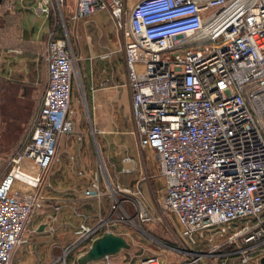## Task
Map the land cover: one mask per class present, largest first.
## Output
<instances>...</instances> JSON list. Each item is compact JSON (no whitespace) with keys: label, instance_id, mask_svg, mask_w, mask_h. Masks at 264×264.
I'll list each match as a JSON object with an SVG mask.
<instances>
[{"label":"built area","instance_id":"built-area-1","mask_svg":"<svg viewBox=\"0 0 264 264\" xmlns=\"http://www.w3.org/2000/svg\"><path fill=\"white\" fill-rule=\"evenodd\" d=\"M65 2L3 0L2 6L10 15L30 9L48 19L56 7L63 13ZM96 12H109L123 32L132 121L140 148L155 155L161 214L176 218L192 249L226 250L221 255L238 264H262L264 0H139L130 10L127 0H77L71 18ZM42 59L48 84L31 136L0 182V264H12L27 243L43 207L45 174L62 138L75 131V57L55 28ZM15 173L27 177L20 187ZM83 196L104 194L96 182ZM137 220L161 222L148 213L129 215L114 198L102 223L81 224L77 246L110 225ZM136 264L162 261L154 256Z\"/></svg>","mask_w":264,"mask_h":264},{"label":"rangeland","instance_id":"rangeland-1","mask_svg":"<svg viewBox=\"0 0 264 264\" xmlns=\"http://www.w3.org/2000/svg\"><path fill=\"white\" fill-rule=\"evenodd\" d=\"M4 6L0 5V182L10 173L14 156L24 148L31 136L32 120L40 109L46 88L43 79L39 83L37 81L43 78L46 71L42 52L49 34L55 28L61 38H67L68 47L75 57L72 110L76 114L72 117L77 118V121H74L76 137L72 138L78 142L79 151H83V137L79 135V127L88 129L99 172V180H89L87 177L85 183L92 186L99 181L104 196L112 201L115 198L123 202L125 211L127 208L131 216L140 212L161 218L160 223L137 220L133 224L110 225L108 233L120 232V235H114L123 238L128 247L126 253L115 260L122 264H136L156 256L162 264L241 262L235 261L233 256L223 260L207 257L206 260L203 259L206 254H193L192 250L196 248L192 249L182 241L176 218L163 216L158 208L157 199L162 183L155 169V155L150 150L140 148L128 106L122 108L121 117L114 122L111 119L112 111H94L90 107L88 88H100L101 80L98 78L102 74L105 76L106 73L114 72L125 77L124 84L128 88V76L123 66L124 36L112 15L109 12H96L88 18L73 20L72 14L69 16L67 12L61 13L56 7L51 18L47 19L35 14L33 10L23 11L20 4L21 10L10 15L5 12ZM94 122L98 126L89 130ZM61 149L45 174L41 188L43 207L33 222L34 227L45 219L47 211H54L55 167L60 164L57 161L60 158L65 160L66 156ZM75 158L73 164H78V156ZM79 158L82 159L81 156ZM63 178L60 177L64 186ZM139 206L142 209L136 212L135 208ZM67 255V264H71L73 254L69 252Z\"/></svg>","mask_w":264,"mask_h":264},{"label":"crops","instance_id":"crops-1","mask_svg":"<svg viewBox=\"0 0 264 264\" xmlns=\"http://www.w3.org/2000/svg\"><path fill=\"white\" fill-rule=\"evenodd\" d=\"M138 1L139 0H127L128 9H132ZM76 4L77 0H66L63 12H67L70 16L76 9ZM56 35L60 37L57 32ZM123 66L124 69H126L125 60ZM40 80L44 82L47 88V66L43 78L37 79L38 83ZM98 80H101L100 88H88V102L92 110L112 111L111 119L114 122V120H119L121 117L122 108L128 106L130 116L132 117L131 95L129 89L125 87V77H120L119 74L111 72L106 73L105 76L102 74ZM75 114L76 112L73 110V115ZM72 118L73 121H77V118L74 116ZM97 126V122H94L93 125H91L92 129L89 130H93V128ZM79 129V135L83 137V151H79L78 142L75 141V138H72L74 136L76 137V135H74L75 132L72 135L63 137L60 142L58 153L62 150L61 148H63L62 153H65L66 156L65 160L60 158V160L57 161L60 163L59 166L55 167L56 178L53 181L54 211L53 213L47 211V215L43 221L39 222L36 227L31 226L27 234V243L18 250L12 264H57L61 261L67 264V258L69 257L67 254H69V252L73 254L70 261L71 264H79V260L90 253L93 244L108 233L109 228H105L95 237L93 242L77 246L81 224L85 223L94 227L102 223L107 218L112 203V200H110L108 196L96 199H87L83 196V192L91 187L85 183V179L88 177V179L90 178L96 181L100 178L96 161L93 157L92 142L88 138V129H82L80 127ZM96 131L99 133L101 132L100 130ZM76 155L78 156V164H73ZM79 156H81L82 159H80ZM63 176V180L66 184L64 186L62 185L64 182L60 179V177L62 178ZM97 183H99V181ZM140 209H142L141 206L135 208V211L139 212ZM127 213L130 214L128 211ZM42 225L47 227L43 232H40L39 228ZM113 233L120 235L118 231H113ZM207 249L206 246H203L193 251L206 254V256H203V259L206 260L207 257H215L216 260L227 258L221 255L226 250H216L211 254ZM58 253L59 255H57ZM123 253H126L125 249L115 255L106 256L103 259L88 264H122V262L117 261V257L122 256ZM216 254L218 256H214ZM181 261H184V258H181Z\"/></svg>","mask_w":264,"mask_h":264},{"label":"water","instance_id":"water-1","mask_svg":"<svg viewBox=\"0 0 264 264\" xmlns=\"http://www.w3.org/2000/svg\"><path fill=\"white\" fill-rule=\"evenodd\" d=\"M3 0H0V5ZM0 135H1V123H0ZM47 226L42 225L39 228L40 232H43ZM128 248L125 240L119 236L111 233L105 234L102 238L97 240L90 251V253L84 258L79 260V264H88L94 261L103 259L106 256H112L117 254L123 249ZM262 264H264V258L262 259Z\"/></svg>","mask_w":264,"mask_h":264},{"label":"bare ground","instance_id":"bare-ground-1","mask_svg":"<svg viewBox=\"0 0 264 264\" xmlns=\"http://www.w3.org/2000/svg\"><path fill=\"white\" fill-rule=\"evenodd\" d=\"M16 175V178H17V184H19V181H26L27 180V177H25L24 175L20 174V173H15Z\"/></svg>","mask_w":264,"mask_h":264}]
</instances>
